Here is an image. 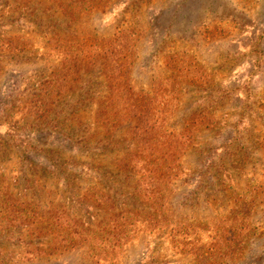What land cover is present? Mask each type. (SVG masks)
<instances>
[{
  "label": "rangeland",
  "instance_id": "obj_1",
  "mask_svg": "<svg viewBox=\"0 0 264 264\" xmlns=\"http://www.w3.org/2000/svg\"><path fill=\"white\" fill-rule=\"evenodd\" d=\"M0 264H264V0H0Z\"/></svg>",
  "mask_w": 264,
  "mask_h": 264
}]
</instances>
